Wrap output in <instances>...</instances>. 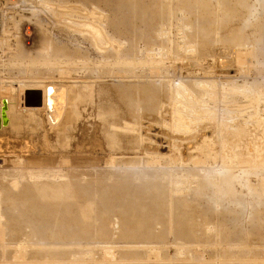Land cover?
<instances>
[{
	"label": "rangeland",
	"instance_id": "1",
	"mask_svg": "<svg viewBox=\"0 0 264 264\" xmlns=\"http://www.w3.org/2000/svg\"><path fill=\"white\" fill-rule=\"evenodd\" d=\"M19 3L0 264H264V0Z\"/></svg>",
	"mask_w": 264,
	"mask_h": 264
},
{
	"label": "bare ground",
	"instance_id": "2",
	"mask_svg": "<svg viewBox=\"0 0 264 264\" xmlns=\"http://www.w3.org/2000/svg\"><path fill=\"white\" fill-rule=\"evenodd\" d=\"M220 2V1H219ZM18 5L20 6L19 9L22 10L21 5L18 0ZM19 11H14L13 14L18 13ZM257 14V13H256ZM255 16V15H254ZM39 17V16H38ZM37 18V17H36ZM39 20V19H38ZM37 20V21H38ZM36 21V22H37ZM39 22V21H38ZM20 23V22H19ZM40 23V22H39ZM20 25V24H19ZM35 31V40L32 44V47L27 48L23 42L22 39L24 38L22 31L21 33L15 29L12 33H10V37L12 38L13 41V46L11 49L14 51L18 48H23L25 51H28L29 53H33L36 50V38H37V31L34 27ZM28 53V54H29ZM43 55V51L41 50V55ZM38 55V57H40ZM26 58V57H25ZM41 58V57H40ZM22 60V59H21ZM26 62V61H25ZM23 63V62H22ZM29 89H39L41 90V103L37 106H28V105H22L21 108L24 110H32V111H44L46 113L45 119L47 121L48 125L51 126H56L58 122V118L62 116L61 111L64 109L66 106L65 103V93L62 90V87L58 85H53V84H46L43 88H29ZM27 90V89H26ZM24 91V90H23ZM25 93V92H24ZM2 106H0V128L6 127L9 124V117H8V103L6 99H3L1 101ZM16 161V160H15ZM18 161V160H17ZM16 165V164H15ZM225 174V173H224ZM226 176V175H225ZM224 176V177H225ZM228 176V175H227ZM218 178V177H215ZM214 179V178H213ZM219 179V178H218ZM223 179V178H222ZM225 179V178H224ZM229 180V178H227ZM213 181V180H212ZM222 181L221 179L219 182ZM214 182V181H213ZM218 182V180H217ZM224 182V181H223ZM228 182V181H227ZM211 183V182H209ZM216 183V182H215ZM214 183V185H215ZM229 183V182H228ZM219 185V184H218ZM220 187V186H219ZM62 188V187H61ZM219 188H217L218 191ZM63 190V189H62ZM216 190V189H215ZM235 190V189H234ZM219 191H221L219 189ZM224 192V191H223ZM68 193V192H67ZM226 196V195H225Z\"/></svg>",
	"mask_w": 264,
	"mask_h": 264
},
{
	"label": "built area",
	"instance_id": "3",
	"mask_svg": "<svg viewBox=\"0 0 264 264\" xmlns=\"http://www.w3.org/2000/svg\"><path fill=\"white\" fill-rule=\"evenodd\" d=\"M18 0H0V59L11 53L13 46L12 38L10 33L17 29L20 33L22 31L23 36H28L29 39L23 44L30 48L35 40V31H29V26L24 27L19 25V22L14 21V11H20Z\"/></svg>",
	"mask_w": 264,
	"mask_h": 264
},
{
	"label": "crops",
	"instance_id": "4",
	"mask_svg": "<svg viewBox=\"0 0 264 264\" xmlns=\"http://www.w3.org/2000/svg\"><path fill=\"white\" fill-rule=\"evenodd\" d=\"M29 31L32 32V27L31 26L29 27Z\"/></svg>",
	"mask_w": 264,
	"mask_h": 264
}]
</instances>
